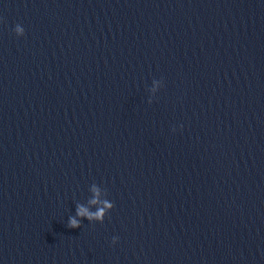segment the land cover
<instances>
[{
  "label": "water",
  "instance_id": "1",
  "mask_svg": "<svg viewBox=\"0 0 264 264\" xmlns=\"http://www.w3.org/2000/svg\"><path fill=\"white\" fill-rule=\"evenodd\" d=\"M0 264H264V0H0Z\"/></svg>",
  "mask_w": 264,
  "mask_h": 264
},
{
  "label": "clouds",
  "instance_id": "2",
  "mask_svg": "<svg viewBox=\"0 0 264 264\" xmlns=\"http://www.w3.org/2000/svg\"><path fill=\"white\" fill-rule=\"evenodd\" d=\"M15 33L18 36L24 35V28L20 25L17 24L14 29ZM92 192L93 196L91 199L87 201V204L91 205H100L97 207L96 211H90L89 208L86 206V204L83 203H78L76 205V216H69L68 218V227L69 228H78L81 226V220L77 219V217H83L86 218L88 221H100L103 222L105 218V213L106 210H111L114 207L113 202H109L108 200L100 201L99 200V195H100V190L99 188L96 187L95 184L92 186ZM118 240V237H113L112 242L115 244Z\"/></svg>",
  "mask_w": 264,
  "mask_h": 264
}]
</instances>
